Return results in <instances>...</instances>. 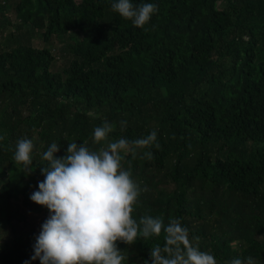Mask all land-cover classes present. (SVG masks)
Listing matches in <instances>:
<instances>
[{
    "label": "trees",
    "instance_id": "trees-1",
    "mask_svg": "<svg viewBox=\"0 0 264 264\" xmlns=\"http://www.w3.org/2000/svg\"><path fill=\"white\" fill-rule=\"evenodd\" d=\"M142 2L158 12L137 28L113 0H0V264H40L41 230L17 236L25 215L14 205L23 196L39 213L26 195L44 179L42 153L52 142L57 157L70 142L98 148L104 120L111 140L157 131L159 149L122 153L148 188L134 218L180 219L217 264H264V0H133ZM59 37L67 63L49 47ZM21 138L36 146L30 175L13 160ZM164 243L162 233L117 246L124 264H144Z\"/></svg>",
    "mask_w": 264,
    "mask_h": 264
},
{
    "label": "clouds",
    "instance_id": "clouds-1",
    "mask_svg": "<svg viewBox=\"0 0 264 264\" xmlns=\"http://www.w3.org/2000/svg\"><path fill=\"white\" fill-rule=\"evenodd\" d=\"M112 11L130 20L137 28L148 24L158 12L155 3H133V0H113ZM127 121H121V130ZM114 125L104 120L93 130L90 148L84 143H68L66 154H55L61 145L52 142L42 153L47 166L40 167L44 179L30 199L49 210V217L33 245L32 260L40 264H124L126 257L117 242L132 245L164 234L163 246L151 247L149 260L144 264H217L210 252L202 251L199 237H190L189 229L178 218H169L167 224L160 216L142 215L134 218L135 206L142 193L148 191L134 180L130 169H125L122 153L137 149H159L157 131L129 141L124 137L111 140ZM5 137L0 135V140ZM31 139L17 141L13 160L22 165L26 175L33 172ZM143 159L152 160L153 153L144 151ZM25 264H28L26 261ZM228 264H256L252 257L233 258Z\"/></svg>",
    "mask_w": 264,
    "mask_h": 264
},
{
    "label": "rangeland",
    "instance_id": "rangeland-1",
    "mask_svg": "<svg viewBox=\"0 0 264 264\" xmlns=\"http://www.w3.org/2000/svg\"><path fill=\"white\" fill-rule=\"evenodd\" d=\"M6 13L10 18H14V13L12 8H8ZM36 46H43V40L37 34L34 36V40ZM66 41L59 37L50 42L49 47L53 50V53L58 56V59L61 63H67L69 61V56L67 57L65 51L63 50L65 47ZM37 191L34 189L31 194ZM31 195H26V198H30ZM23 196H19L17 202L14 205V209L17 208L21 213L25 215V221L14 222V224H18L16 227V235L21 237L23 240L26 239L27 235L30 231H40L41 225L45 222V220L49 217V210L46 207H41L39 213H31L30 208L26 206L22 201ZM5 240H9L10 236H6ZM0 245H2V234L0 236Z\"/></svg>",
    "mask_w": 264,
    "mask_h": 264
}]
</instances>
